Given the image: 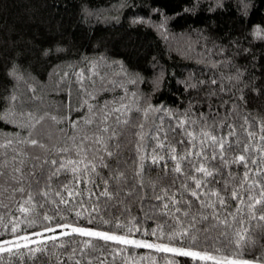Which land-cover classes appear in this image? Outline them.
<instances>
[{
	"label": "trees",
	"instance_id": "16d2710c",
	"mask_svg": "<svg viewBox=\"0 0 264 264\" xmlns=\"http://www.w3.org/2000/svg\"><path fill=\"white\" fill-rule=\"evenodd\" d=\"M257 27L261 37H264V0H0V112L11 113L14 118L11 124L0 122V129L9 136L19 132L21 137H25L28 129L18 125L28 122L27 113L67 115L69 92L73 108L79 107L81 93L76 77L70 75L59 85V89L58 82L65 72L71 74L87 70L94 62L101 74H107L109 80L122 85H106L111 91L100 92L97 97L100 103L118 99L127 90L126 103L138 101L140 106L151 104L181 116L188 111L193 120L199 119L203 113L215 134L226 135V125H235L242 140H247V136L239 125L243 124V117L249 116L250 130L256 132V139L250 143L255 148L259 136L264 135L256 123L264 117V38H257L254 34ZM116 61L122 62L125 69L120 75H115L120 72V65L114 63ZM95 79L96 89H99L101 84L98 78ZM213 79L218 83L212 84ZM132 80L136 83H130ZM69 81H72L71 87ZM85 85L91 89L89 81L86 80ZM133 92L136 97H132ZM12 95L18 98L17 101L10 100ZM34 95L36 99H33ZM96 102L90 100V103ZM86 111V108L80 112L73 111L72 119L79 118ZM131 115L138 116L137 113ZM45 123L53 132L64 127L53 125L51 121ZM129 140L133 143H128ZM134 140L131 136L122 138L116 156L107 161L113 169L120 161L119 169L130 178L135 171ZM153 143L149 141L147 153L152 152ZM237 154L239 150L229 152L227 156L231 159ZM252 155L253 158L259 157L258 152ZM165 163L169 169L174 167V163L167 159L160 165H152L151 160H147L145 187L131 195L129 188L133 181L129 179L127 185H115L123 190L111 201L104 198L96 200L85 194L77 197V200L84 201L83 207L74 204L65 209L60 205L55 215L56 204H46L43 209L37 205L27 214L21 213L20 204L27 197L22 199L16 193L13 198L9 188L0 197L8 206L0 208V216H3L0 220V241L43 231L45 227L56 224L70 223L155 240L172 247L190 248L218 258L264 263V235H261V227L257 226L264 222L250 221L243 225L249 230L246 238L250 237L255 243L245 242L242 247H237L235 243V233L241 231V226L231 217H228L231 228L219 224L213 227L216 221L209 219L198 222L197 229L201 231L192 230L189 237L168 239L169 235L187 228L192 217L182 214L186 207L182 204L177 205L181 213H176L175 218L162 215L160 209H152L153 205L161 203L154 198L160 189L158 187L157 193H153L149 185L157 180L158 174L164 175L161 168ZM210 163L219 165L220 161ZM98 171L105 177L109 175V169L98 168ZM243 171L238 164H228L222 169L225 176L228 173L242 176ZM174 175L169 172L168 178ZM220 178L216 176V180ZM96 179L99 183V177ZM183 179L180 177V180ZM215 187L219 189L222 184ZM170 191L176 193L177 199L181 198L179 181ZM184 199L189 197L185 194ZM231 203L235 205L237 202ZM94 206L100 211L92 212ZM198 209L205 213L211 211L200 209L197 203L191 209L197 219ZM75 211H81L82 217H77ZM45 213L53 219L45 221ZM220 216L221 219L227 216V210L222 211ZM177 218L181 223H177ZM89 220L92 222L89 223ZM104 220L110 223L105 224ZM10 222L18 225L16 233L11 232ZM117 223L124 227L116 228ZM158 226L162 227L164 235L161 236L159 230L156 236L151 235ZM130 227L139 231L129 233ZM205 227L207 231L202 230ZM191 235L198 239L193 242ZM86 240H90L95 247L82 253L80 249ZM61 243L65 247L53 248L52 242H49L46 251L37 252L35 256L29 249L42 245L0 252V264H58V261L74 264L68 259L73 255V249H76L75 259L81 260V264H87L88 260L92 264H213L212 261H193L189 257L154 249L106 243L75 235L56 241V244Z\"/></svg>",
	"mask_w": 264,
	"mask_h": 264
},
{
	"label": "snow or ice",
	"instance_id": "6c2138e0",
	"mask_svg": "<svg viewBox=\"0 0 264 264\" xmlns=\"http://www.w3.org/2000/svg\"><path fill=\"white\" fill-rule=\"evenodd\" d=\"M138 22L134 21V23ZM254 34L257 38H264L261 37L258 27ZM114 63L120 65V72H116L115 75L125 72L122 62ZM70 75H74L75 82L79 84L81 93L79 107L73 108L72 96L69 92L67 115H52L47 112L43 115L36 112L27 113L28 122L18 125L28 129L25 137H21L19 132H14L9 136L0 129V197H3L10 188L13 198L16 193H19L22 199L27 197L20 204L19 211L21 213L27 214L37 205L43 209L46 204H56L55 215L59 212L60 205H63L65 209H69L70 205L74 204L83 207L84 201L77 200V197L85 194L89 198H96V200L104 198L105 201H111L123 190L122 187L117 189L115 185H127L129 179L133 181V185L129 188L131 195L145 187V162L150 159L152 165H160L161 161L167 159L174 163V167L169 169L168 164L165 163L161 168L164 175L158 174L157 180L149 185L153 193H157L158 187L160 189L154 198L161 203L153 205L152 209H160L162 215L175 218L176 213H181V208L177 205L182 204L186 206L182 214L185 217L190 215L192 217L187 228H182L181 231L168 236L170 241L177 237H189L192 230L201 231V229H197V223L209 219L216 221L213 227L219 224L231 228L232 224L228 219L231 217L241 226V231L235 233L237 247H242L245 242L255 243L250 237L246 238V233L249 230L243 225L250 221L264 222V211H260L264 209V143H262L264 135L259 136L254 148L250 142L256 139V132L250 130L249 116L243 117V124L239 125L246 134L247 140L241 139L235 125H226L227 134L218 135L215 134L203 113L199 119L193 120L188 111H185L181 116L179 113H174L163 107H154L151 104L140 106L138 101L129 104L125 102L128 98L127 90L125 95L118 99L113 98L100 103L97 99L100 92L111 91L106 85L111 84L113 87H122V85H118L114 80H109L107 74H101L98 71V65L94 62H91V67L87 70L81 69L79 72L71 74L65 72L58 82V89L59 85L63 84ZM95 78H98L101 84L99 89H96L97 79ZM86 80L89 81L91 89L85 85ZM71 83L72 81H69V87H71ZM130 83L135 84L136 81L132 80ZM211 83L217 84L218 82L213 79ZM31 91L34 93L35 89H31ZM131 95L136 97L137 94L133 92ZM17 99L15 95L10 97L11 101H17ZM33 99H36L35 95ZM90 100L97 102L93 104L90 103ZM84 108L87 109L86 113L77 119H72L73 111L80 112ZM132 113H137L138 116L133 117ZM45 121H51L53 125H64V127L56 128L53 132ZM0 122L11 124L14 122V118L11 113L0 112ZM256 123L259 125L260 132L264 133V117H261ZM128 136L135 138L136 160L133 161L135 171L131 178L119 169L120 161H117L116 169H113L107 162L116 156V150L120 149L122 138ZM232 137L235 139L230 140L229 138ZM149 141L154 142L151 145V153L146 151ZM128 143H133V141L129 140ZM17 145H23V147L18 148ZM237 150H239V154L233 155L229 159L227 153ZM253 152H258L259 157L253 158ZM217 160L220 161L219 165L210 163ZM228 164L241 165L244 169L242 176L232 173H228L227 176L223 175L222 169ZM98 168L109 169V175L107 177L101 175ZM169 172L175 175L168 178ZM218 175L221 177L220 180H216ZM97 177H99V183ZM180 177H184V179L180 180ZM178 181L181 187L180 199L176 198V193L170 191ZM217 184H222V187L217 189L215 187ZM101 185H103L102 188ZM209 185L213 186L209 187ZM93 188L97 190L94 191ZM185 194L189 199H184ZM232 201L237 203L233 205ZM197 203H199L200 209H210L211 211L205 213L198 209L199 219H197V215L191 212ZM7 207L3 203V199L0 198V208ZM224 210H227V216L221 219L220 213ZM84 211H88V209H84ZM91 211L99 212L100 209L94 206ZM75 215L82 217L83 213L75 211ZM2 219L3 216H0V220ZM43 219L51 221L53 216L45 213ZM91 222L89 220V223ZM10 223H12L11 232L16 233L18 225ZM32 223L34 224L35 221ZM104 223L108 224L110 221L104 220ZM177 223H181L178 218ZM257 226L261 227V235H264V224ZM115 227L119 229L124 225L117 223ZM158 230L163 236L161 226L153 229L151 235L156 236ZM202 230L207 231V228ZM128 231L131 233L139 231V229L130 227ZM48 233H52V235H47ZM74 235L99 239L106 243L114 242L136 248L154 249L157 252L189 257L193 261H212L213 264H251L249 260H225L190 248L129 239L125 235L98 231L70 223L56 224L55 227H45L41 232L31 233V236L39 239L33 240L29 235H25L17 236L15 240L2 241L0 242V252H11L12 248L5 247V245H14L16 248H20L21 244L18 241H25L24 248H29L30 244L43 246L29 249L35 256L37 252H45L49 242H52L53 248L65 247V244H56V241L61 237ZM197 239V236L191 235L193 242ZM94 247L90 240H86L80 251L84 253L86 249ZM72 253L73 255L68 259L73 260L74 264H81V260L75 259L76 249H73ZM58 264H65V262L58 261ZM87 264H92V261L88 260Z\"/></svg>",
	"mask_w": 264,
	"mask_h": 264
},
{
	"label": "rangeland",
	"instance_id": "374dc122",
	"mask_svg": "<svg viewBox=\"0 0 264 264\" xmlns=\"http://www.w3.org/2000/svg\"><path fill=\"white\" fill-rule=\"evenodd\" d=\"M55 227V226H54ZM85 228H89V227H85ZM91 229H94V230H98V231H103V230H100V229H95V228H91ZM38 232H41V231H38ZM117 234V233H115ZM25 235H29L30 236V239H39L37 237H34V236H31V233L30 234H23V235H20V236H25ZM47 235H52V233H48ZM117 235H122V234H117ZM126 236V235H125ZM17 237V236H16ZM16 237H12V238H8V239H4V240H1L0 242L2 241H8V240H15ZM129 239H135V240H144V241H147L149 243H161V242H158V241H155V240H147V239H143V238H136V237H133V236H127ZM18 243L21 244V247H23V244L26 243L25 241H18ZM164 244V243H163ZM30 245H37V244H30ZM5 247H11L12 248V251L13 250H16L18 248H16L14 245H5ZM20 247V248H21ZM6 252V251H4ZM8 252V251H7ZM223 259V258H222ZM227 260V259H225ZM237 260H245V259H237ZM251 262V264H264L262 262H258V261H252V260H249Z\"/></svg>",
	"mask_w": 264,
	"mask_h": 264
}]
</instances>
